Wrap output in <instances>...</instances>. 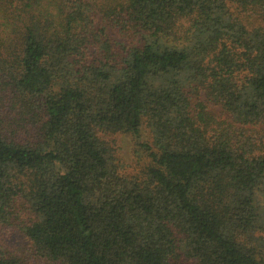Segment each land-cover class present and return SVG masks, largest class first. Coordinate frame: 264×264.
I'll use <instances>...</instances> for the list:
<instances>
[{
  "label": "trees",
  "instance_id": "1",
  "mask_svg": "<svg viewBox=\"0 0 264 264\" xmlns=\"http://www.w3.org/2000/svg\"><path fill=\"white\" fill-rule=\"evenodd\" d=\"M0 264H264V0H0Z\"/></svg>",
  "mask_w": 264,
  "mask_h": 264
},
{
  "label": "rangeland",
  "instance_id": "2",
  "mask_svg": "<svg viewBox=\"0 0 264 264\" xmlns=\"http://www.w3.org/2000/svg\"><path fill=\"white\" fill-rule=\"evenodd\" d=\"M119 147L121 152L128 154L129 150L133 149L132 140L128 137H120Z\"/></svg>",
  "mask_w": 264,
  "mask_h": 264
}]
</instances>
